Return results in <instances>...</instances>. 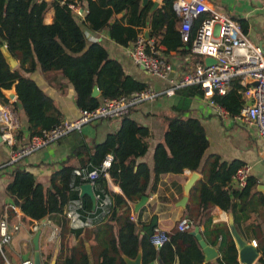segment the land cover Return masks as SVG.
Here are the masks:
<instances>
[{"label": "trees", "instance_id": "obj_1", "mask_svg": "<svg viewBox=\"0 0 264 264\" xmlns=\"http://www.w3.org/2000/svg\"><path fill=\"white\" fill-rule=\"evenodd\" d=\"M142 0H0V103L10 104L5 90L15 89L27 117L31 134L48 129L62 120L63 114L31 77L39 68L41 71H61L62 76L74 87L76 105L79 110L96 108L101 98L129 94L147 87V84L126 75L122 66L108 59L107 51L100 43L93 42L86 47L81 24L91 30L107 29L116 43L126 46L134 42L150 20L149 38L155 39L167 50H177L183 46L180 37V19L173 9L174 0H163L162 4L150 13L153 0L141 7ZM83 4L86 13L79 22L71 5ZM52 6L55 20L51 24L43 23V15ZM122 11L120 19L115 16ZM205 15L194 23L190 47L195 30ZM243 31V20L236 21ZM9 39H7L6 38ZM3 45L8 53L18 61V66L10 68L4 54ZM83 52L84 58L75 59L65 56L66 52ZM95 57L99 60H91ZM94 86L99 96H92ZM242 85L238 78L232 80L229 90L223 96L214 95L213 100L223 105L231 115L241 108ZM181 95L203 96L199 85H190L177 89ZM177 114L164 117L166 129L163 141L153 150L152 168L141 160L147 152L146 138L149 129L129 115L120 118L119 128L106 135L105 139L88 146L82 143L72 148L69 157H76L78 165L63 161L48 177L47 185L35 179L26 168L14 167L7 174L9 182L5 190L14 207L18 206L22 219L26 222H41L52 219L60 226L58 238L63 248L69 233V220L64 209L73 197V179L76 170L98 167L109 154L112 161L107 173L112 185L120 193L110 188L109 179L101 176L96 180L111 199L108 212L100 215L93 227L81 229L76 241L66 246L65 257L54 264H126L119 249L128 257L134 258L139 244L142 247V263L158 261L161 264H214L213 259L206 260L203 248L192 234V229L169 234V238L157 246L153 231L158 225L156 218L142 225L138 231L131 219V204L137 202L151 183V174L182 173L184 170L198 171L203 179L195 182L190 190V202L186 205V214L199 224L200 215L209 206H217L231 214V220L238 227L250 219L251 212L264 207V195L254 191L257 179L250 176L242 189H226L223 180L240 165L239 160L230 163L221 161L219 155L209 154L204 161L209 141L204 127L196 117L184 118L182 108H175ZM85 211H92L89 197H81ZM14 215L13 209L9 216ZM207 221L204 226L207 228ZM256 236L259 256L257 262L264 264V240ZM220 237L219 264H239L238 250L230 229L226 223H215L203 234L208 246H213ZM90 241H93L91 243ZM2 251V252H1ZM7 249L1 245L0 264H6L4 254ZM42 264H50L41 254Z\"/></svg>", "mask_w": 264, "mask_h": 264}, {"label": "crops", "instance_id": "obj_2", "mask_svg": "<svg viewBox=\"0 0 264 264\" xmlns=\"http://www.w3.org/2000/svg\"><path fill=\"white\" fill-rule=\"evenodd\" d=\"M162 1L163 0H153V3L157 2V6L155 8L159 7L162 4ZM207 2L210 8L228 15L235 22L237 20H243L245 29V31H243L241 28L243 33L252 43L258 45L264 53V0H207ZM75 5L78 6L80 11V13L76 14V16L79 22H82L86 13V7L84 4L83 6L78 3ZM143 6L141 5V7ZM155 8L153 9L151 7L150 13H152ZM124 14L125 11H122L117 14L115 18L120 19L124 16ZM54 20V8L49 6L43 15V23L51 24ZM81 25L84 32L86 47L93 42L100 43L107 51L108 59L118 62L122 66L126 75H130L134 79L146 83L147 87L155 91L163 92L170 86L171 80L174 82L177 81L184 73L191 70L196 63L203 62L205 60L201 55L192 53L188 44L183 43L184 45L178 47L177 50H167L165 46L160 44V52L169 61L171 65V72L167 78L153 76L146 72L141 65H138L133 61L130 55L133 44L132 41L129 42L128 45L122 46L110 38L107 29L95 31L86 27L85 24ZM149 30L150 20L148 19L147 26L143 28L141 33L145 34L146 31L149 33ZM3 48H5V45H3ZM65 56L75 59L84 58L83 52L71 53L70 51H67ZM89 59L99 60L95 57H91ZM17 66L18 61L15 67ZM31 77L37 82L40 88L54 100L55 105L61 110L63 114L61 121L70 120L78 116L79 108L76 105V93L74 87L62 76L61 71L44 72L38 68L31 75ZM4 94L9 98L11 106L13 105L17 110L8 107L10 104L3 105L0 103V106L14 111L19 126L15 131L17 135L16 142L12 145L9 142L11 135L9 133H3L0 129V133L2 134V142L0 143V165L6 164L10 158L11 152L21 147V145L25 144L28 139L34 135L31 134L27 117L19 100L16 99L14 87L9 90H5ZM12 94H14V97H12ZM241 99L242 103V93ZM177 106L182 108L181 115L184 118L196 117L200 120L202 126L204 127L206 138L209 141V146L202 161H204L209 154H216L220 156L221 161L227 164L232 160L249 163L252 166L250 176L257 179L254 191H258V193L264 195V176H260L259 174L252 172L253 167L259 164L263 165L262 170H264V139L257 134L256 129L252 125H240L232 122L229 118H221L214 115L211 105L204 96L181 95L176 90L175 94L172 96L162 94L153 100L140 103L131 110L129 117L149 129V136L146 138L148 146L147 152L143 157H141V160H145L150 168H152L154 147L163 141L166 129L164 117L177 114L178 112L175 110ZM20 124L22 127H20ZM119 124L120 119H103L96 123L87 124L81 129V131L69 133L55 143H52L23 158L18 162V164L9 168L3 167L0 169V220L6 218L9 230L14 229V226L18 225L19 230L13 236V239L16 235L20 236L18 242H16V246L19 250L25 248L29 237L32 239L33 233L38 229L40 231L42 230L39 238L40 259L41 254H43L44 260L50 261V264H54L57 260H63L65 257L66 246L76 241L75 235L79 233L81 229L93 227L94 223L100 218V208L96 206L95 211H91L89 214L86 211L82 212V217L90 216L93 219V224L91 226L75 229L69 223V233L64 240L62 248L60 238L57 237L50 239L49 237L53 230L58 229L60 231V226L52 219L47 217L42 219L39 223L36 221H23L22 213L19 207L13 206L11 198L6 193L5 187L9 182L7 174L14 167L26 168L33 173L36 180L44 183V185H47L49 175L55 169L60 168L61 162L67 161L68 164L78 165V159L76 157H69L73 147L82 143L92 146L95 142L103 141L108 133L114 132L119 128ZM19 130L22 140L17 142ZM242 135H244V137ZM230 140H233L234 144H232ZM85 170L87 169L79 171ZM193 172L198 174L195 182L203 179V175L201 173L190 170H184L179 174L152 173L151 183L145 195L147 197L145 202L137 209L135 208V205L140 199L134 204H131V219L137 222L135 230L138 231L142 225H146L150 223L153 218H156L158 224L157 226L165 233L170 234L176 230L178 220L185 216L193 222L194 227H199L202 237L204 233L210 230L213 224L222 222L228 225L233 239L234 234L237 233L245 243L251 244L252 246L253 244L251 241L255 240L256 246L254 247L257 249L258 240L254 235L253 230H256L258 232V236L264 240V207H261L255 212H251L250 219L245 223H240L238 227L233 224L234 229L233 227H230L231 214L221 210L217 206H214L215 208L212 212L213 220L208 214H206L203 220H201V216L203 214L202 212L199 224H197L196 220L191 219L189 215L186 214L185 210L186 205L190 202V192L186 194L184 186ZM229 176L224 178L223 185L226 189L231 191L233 188L228 183ZM107 178L109 179V176ZM110 188L114 192L120 193L119 188L112 185L111 182ZM93 189L95 194L102 192L100 191L101 188L98 184H95ZM72 194V198L80 196L79 192H72ZM184 195H188V200L185 206L182 207V205H179L178 203ZM11 208L14 212L12 217L9 216V210ZM205 221L208 223L207 228L204 226ZM45 233L48 234V239L44 235ZM220 241L221 238L218 237L216 244L211 246L216 251V256L212 258L214 264H219L216 261V258L220 257ZM90 242L93 243V241ZM6 252H8V250ZM26 256V254H22V259L20 260L19 255L17 254V256L15 255L14 258H12V262H14V264H21V262L26 259ZM4 257L6 264H10L8 258L5 255ZM257 258L252 264H261L257 262ZM94 259L95 256L92 255L90 264L94 263ZM205 259L209 260L206 256ZM149 264L161 263L154 261Z\"/></svg>", "mask_w": 264, "mask_h": 264}, {"label": "built area", "instance_id": "obj_3", "mask_svg": "<svg viewBox=\"0 0 264 264\" xmlns=\"http://www.w3.org/2000/svg\"><path fill=\"white\" fill-rule=\"evenodd\" d=\"M71 8L74 13H80L77 5H71ZM173 9L180 19V37L185 44L190 40L196 20L205 15L195 30L190 50L192 53L201 55L204 59L210 57L214 62L207 64L204 60L196 63L180 79L175 82L171 80L170 86L163 92L146 87L129 94L101 98L96 108L79 110V114L75 118L60 121L50 128L42 129L39 133L32 135L25 144L11 152L8 162L0 165V169L18 164L23 158L55 143L69 133L81 131L87 124L103 119H120L129 115L131 110L140 103L153 100L162 94L172 96L177 89L190 85L200 86L214 115L229 118L232 122L240 125H252L257 134L264 139V53L262 49L249 40L237 22L228 15L210 8L207 0H174ZM160 50L161 46L155 39H147L145 34L140 33L132 44L130 55L133 61L141 65L149 74L167 78L171 72V65ZM235 78L239 79L243 87L241 92L243 101L240 111L231 115L223 105L213 100V96L225 95ZM0 108L3 107L0 106ZM18 126L14 111L8 108L0 110V129L3 133L11 135L9 138L11 145L16 142L15 131ZM111 161L112 156L107 154L100 166L85 171L76 170L72 183L74 191L72 192H79L82 183H90L94 186L99 177H108L107 169ZM251 168L249 163H244L230 174L228 183L233 189H242L246 186ZM96 197L100 215H105L108 212L111 199L103 191L96 194ZM214 208V206H209L204 209L201 220L206 214L213 220ZM83 211H85V206L80 196L69 200L64 214L73 228L77 229L93 224V219L90 216L82 217ZM134 223L137 227V222L134 221ZM193 227V222L185 216L181 217L176 225L178 231H185ZM18 230V225L9 230L6 218L0 220V250L1 245L9 243ZM55 233L59 234V230H53L49 237ZM44 235L48 237L47 233ZM153 235L157 246L169 238V234L158 226L154 228ZM251 242L253 246H256L255 240ZM22 264L30 263L25 259ZM239 264L245 263L239 262Z\"/></svg>", "mask_w": 264, "mask_h": 264}, {"label": "water", "instance_id": "obj_4", "mask_svg": "<svg viewBox=\"0 0 264 264\" xmlns=\"http://www.w3.org/2000/svg\"><path fill=\"white\" fill-rule=\"evenodd\" d=\"M146 2H147V0H142L141 5L142 6L145 5ZM156 6H157V2H154L152 5V8L154 9ZM145 36L147 39H149L148 31H146ZM2 51H3V54H4L6 60L9 64L10 68H14L15 65H17V61L8 53V51L6 49L5 50L2 49ZM205 62L207 64H209V63L214 62V60L210 57H206ZM99 94H100V92H99L97 86H94L93 91H92V96H98ZM1 142H2V136L0 133V143ZM197 176H198V174L196 172H193L191 177L189 178V180L186 182V184L184 186L186 194H188V192H190V189H191L193 183L197 179ZM79 195H80V197H83V196L89 197L91 200V203H92V211H95L96 206H97V197H96V194L94 192L93 186L90 183H82L80 185ZM146 199H147V197L145 195L141 196L138 203H136L135 208L137 209L138 207H140L145 202ZM187 200H188V195H184L178 204L182 205V207H184ZM230 227H233V229H234V225H233L232 220H230ZM40 233H41L40 230H38L32 238V243L34 245V250H35L33 264H42L41 259H40V252L38 251L39 250ZM192 234L195 235V237L199 241V244L203 248V251H204L206 258L207 259L214 258L216 256V251L213 249V247L208 246L206 244V242L203 240L202 234L199 231L198 226H195L192 229ZM234 240H235V243H236L237 249H238L239 261L241 263H245V264H252L256 260V258L258 257L257 249L254 246H252L251 244L245 243L239 237V235L237 233L234 234ZM119 252H120L122 259L124 260V262L126 264H143L142 263V247H141V244H139L137 254L134 258L128 257L120 249H119Z\"/></svg>", "mask_w": 264, "mask_h": 264}, {"label": "rangeland", "instance_id": "obj_5", "mask_svg": "<svg viewBox=\"0 0 264 264\" xmlns=\"http://www.w3.org/2000/svg\"><path fill=\"white\" fill-rule=\"evenodd\" d=\"M6 38H7V36H6ZM3 50H5V48H3ZM8 107H10V108H12L14 110H17L13 105L11 106V104ZM20 127H22L21 124H20ZM19 132H20V130L18 131V135L19 136H18L17 142L22 140L21 134H19ZM242 136L244 137V135H242ZM230 142L232 144H234L233 140H230ZM262 168H263V165L259 164V165L253 167L252 172L255 173V174H259L260 176H264V170H262ZM37 231H38V229L33 233V236L35 235V233ZM19 237L20 236L16 235L14 239H13V237L11 238V241L9 243L2 244L8 250V252H5L4 255L8 258L10 264H14V262H12V258H14L15 255L17 256V254H18L19 255V259L21 260L22 259V254H26L27 255L26 259L29 261L30 264H33L35 250H34V245L32 243L31 237H29V240L27 241V244H26L25 248L22 249V250H19L17 248V246H16L17 245L16 242H18ZM57 237H58V234L55 233L52 237H50V239H54V238H57ZM47 239H48V237H47ZM38 251L40 252V248H39ZM21 264H22V262H21Z\"/></svg>", "mask_w": 264, "mask_h": 264}, {"label": "bare ground", "instance_id": "obj_6", "mask_svg": "<svg viewBox=\"0 0 264 264\" xmlns=\"http://www.w3.org/2000/svg\"><path fill=\"white\" fill-rule=\"evenodd\" d=\"M12 97H14V94H12ZM3 109V108H0V110Z\"/></svg>", "mask_w": 264, "mask_h": 264}]
</instances>
